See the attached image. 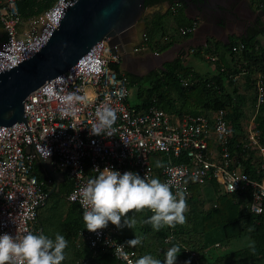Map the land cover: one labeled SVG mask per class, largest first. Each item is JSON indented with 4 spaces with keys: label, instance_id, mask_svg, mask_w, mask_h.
Returning <instances> with one entry per match:
<instances>
[{
    "label": "built area",
    "instance_id": "obj_1",
    "mask_svg": "<svg viewBox=\"0 0 264 264\" xmlns=\"http://www.w3.org/2000/svg\"><path fill=\"white\" fill-rule=\"evenodd\" d=\"M19 1L0 0V28L5 36L0 39V71L28 58L49 39L70 0H56L27 20L21 17ZM197 25L193 20L180 27L178 33L187 37ZM262 42L264 45V39ZM147 47L145 40L139 49ZM244 48V44H239L232 50L241 52ZM195 51L192 48L190 53ZM203 53L211 62L218 60L216 55ZM121 63V54L113 53L106 40L100 41L65 72V81L54 92L44 90L42 84L26 97L24 110L29 129L6 127V133L0 135V231L39 232L35 224L39 209L48 199L45 189L53 179H39L35 169L38 153L52 157L55 169L67 175L72 182L67 200L78 203L83 213L81 189L97 174V165L101 169L106 165L121 171L131 169L141 176L169 181L174 192L186 193L187 202L191 198V184L203 187L214 180L222 192H250V211L264 213V143L256 113L243 124L245 148L255 155L251 163L258 177H252L242 162L231 155L233 132L226 110L199 114L168 112L158 106L137 110L129 103L130 84L120 70ZM237 79L235 76L234 80ZM182 83L188 86L189 80ZM256 90L258 108L264 103L263 72L257 75ZM72 92L85 95L87 102H76L74 113L65 114V97ZM105 102L117 109V120L105 135L92 134L90 128L98 119L96 109ZM29 146L32 150L28 153ZM157 155L164 157L159 175L154 166ZM118 233L111 222L96 231L87 229L85 223L76 244L91 248L94 253L108 250L115 260L106 264H136L144 254L120 241ZM171 239L169 235L166 241Z\"/></svg>",
    "mask_w": 264,
    "mask_h": 264
},
{
    "label": "trees",
    "instance_id": "obj_2",
    "mask_svg": "<svg viewBox=\"0 0 264 264\" xmlns=\"http://www.w3.org/2000/svg\"><path fill=\"white\" fill-rule=\"evenodd\" d=\"M56 0H20L19 10L22 19L27 20L35 15L41 14L51 7ZM162 0H146V7L159 3ZM255 7L264 11V0H252ZM163 15H155L147 20L146 43L151 48L156 36L161 32L166 34V23ZM178 27L190 24L192 21L185 17H177ZM192 34L188 35L190 37ZM5 36L3 35L2 38ZM172 37V35H170ZM264 27L254 29L248 36L234 38L230 43L223 44L222 49H214V46L198 47L194 55L207 60L204 57V50L210 52L215 50L224 62L217 66V73L209 78H202L196 74L190 65L185 64L184 58H177L165 64V69H157L146 76H137L125 73L128 78L130 88H137V97L140 102L135 106L137 110H144L150 106H158L168 112H188L192 114L208 113L213 110L224 109L226 117L231 124L233 138L230 141L231 155L242 162L244 169L252 177H256L255 168L251 163L254 152L245 148L244 127L242 123L243 112L241 110L242 98L237 100L239 82L250 84L256 88V76L264 73ZM174 41L162 46L161 51L166 50ZM244 44L245 48L241 52H234L233 46ZM154 50L153 48H151ZM157 51V50H156ZM158 52V51H157ZM205 52V53H207ZM229 56L235 65H230L226 57ZM228 62V63H227ZM238 76L239 79L234 80ZM182 78L189 80V85L184 86ZM243 81V82H242ZM228 86H234L232 92L228 91ZM244 87V86H243ZM176 94L181 99L178 106L177 100L172 95ZM242 95V94H241ZM257 103V102H256ZM255 120L262 131V142L264 143V103L255 109ZM154 166L157 174H160L161 163L164 160L162 155H157ZM176 161V160H175ZM36 173L40 180L50 178L38 161L35 163ZM258 177V175H257ZM205 188H211L218 196L216 203L209 208H202L198 212L192 208L197 200H204ZM49 192V187L46 189ZM71 191V190H70ZM191 198L187 205L191 206L185 213L186 221L174 226L165 225L160 230H154L151 224L144 223L142 242L135 247L139 248L143 254L151 253L153 256L163 259L165 250L173 243H180L182 249L178 255H182V260L191 257V264H247L254 262L264 264V213L256 214L250 211L247 205L250 201V192L220 193L217 183L212 180L201 187L199 184L190 185ZM70 203V211L65 224H61L62 234L69 241L65 249V259L61 264H65L66 258L70 257L72 264H106L115 259L108 250L95 252L88 247H78L76 244L78 233L84 228L83 211L76 202ZM135 215L136 222H142L152 211L148 208L136 212L129 210ZM39 232L43 231V225L35 224ZM172 235L170 242L166 239ZM118 239L123 242L134 237V234L126 235L125 232L117 234ZM219 244V245H217ZM231 245V246H229ZM132 246V245H131ZM228 246V247H226ZM222 248V249H221ZM197 253L194 256L192 253ZM75 260V261H74ZM67 264V263H66Z\"/></svg>",
    "mask_w": 264,
    "mask_h": 264
},
{
    "label": "water",
    "instance_id": "obj_3",
    "mask_svg": "<svg viewBox=\"0 0 264 264\" xmlns=\"http://www.w3.org/2000/svg\"><path fill=\"white\" fill-rule=\"evenodd\" d=\"M217 8L223 11V7ZM146 9V0H70L63 7L65 14L59 18L60 23L49 39L28 58L0 71V135L6 133V127L29 129L24 110L26 97L42 84H45L44 90L54 92L55 87L65 81V72L95 49L100 41L106 40L113 53L121 54L120 70L124 73L144 76L152 70L165 69L168 62L165 55L167 52L172 54V48L149 53L152 60L148 69L147 57L136 53L138 38L142 40L146 34V21L143 20ZM224 9L229 11L230 7ZM259 12L264 20V11ZM205 29L196 28L188 47L195 46V38L199 37L204 39L203 45H207ZM0 30L1 37L4 29ZM31 150L30 146L26 148L28 153ZM38 155V163L50 177L57 179L64 175L56 171L52 157Z\"/></svg>",
    "mask_w": 264,
    "mask_h": 264
},
{
    "label": "clouds",
    "instance_id": "obj_4",
    "mask_svg": "<svg viewBox=\"0 0 264 264\" xmlns=\"http://www.w3.org/2000/svg\"><path fill=\"white\" fill-rule=\"evenodd\" d=\"M76 102H87V97L69 93L65 97L68 107L62 112L74 113L73 105ZM96 117L98 119L90 128L91 133L105 135L117 120V109L105 102L102 107H97ZM94 168L97 174L88 179L80 194L87 229L96 231L107 227L109 222L118 228L133 227L136 223L134 215L127 213L129 210L139 212L145 207L152 211V215L143 223L151 224L156 230L186 221V193L174 192L171 182L159 177L141 176L131 169L121 171L110 165L102 169L98 165ZM141 242L142 238L135 235L126 243L135 246ZM68 243L62 233H56L53 238L43 231L28 230L15 234L0 231V264H61ZM182 249L187 248L173 243L165 250L163 259L145 253L136 260V264H176ZM183 264H191V257L186 258Z\"/></svg>",
    "mask_w": 264,
    "mask_h": 264
},
{
    "label": "flooded vegetation",
    "instance_id": "obj_5",
    "mask_svg": "<svg viewBox=\"0 0 264 264\" xmlns=\"http://www.w3.org/2000/svg\"><path fill=\"white\" fill-rule=\"evenodd\" d=\"M164 3L170 6V11H172L174 15L181 18L185 17L188 20L195 19L198 23V29L206 28L205 32L208 38L206 46H214L218 43L216 42L217 39H221V42H223L224 40L230 41L234 36L245 37L248 36L252 30L262 29L264 27V20L259 12L260 9L255 7V3H253L252 0H162L159 3L147 6L146 13L143 17V20L146 21V34L142 40L140 37L138 38V45L135 48L137 54L147 57L146 69L150 67V61L152 59L148 54L152 51H150L149 47L143 50L139 48L145 43L147 38V20L154 16L151 12H147V10L150 7ZM217 6L223 7V11H220ZM225 7H230L229 11H226L227 9H224ZM140 32L141 31H139V34ZM228 36H230V38H228ZM190 37L181 36L179 38L180 40L186 41ZM200 39L204 40L203 38ZM174 46H176V44H172L167 49H171ZM185 46L187 47L188 44ZM165 57L169 62L177 58H183V55L178 57L173 53L167 52ZM155 70L148 72L146 75Z\"/></svg>",
    "mask_w": 264,
    "mask_h": 264
},
{
    "label": "rangeland",
    "instance_id": "obj_6",
    "mask_svg": "<svg viewBox=\"0 0 264 264\" xmlns=\"http://www.w3.org/2000/svg\"><path fill=\"white\" fill-rule=\"evenodd\" d=\"M153 8L150 7L148 8L147 12H150ZM166 21H167V27L168 29H170V26L168 25V23L170 24L171 22V17L170 16H166ZM171 31V30H170ZM179 35L178 30L175 32V36ZM174 40V38H171L169 35L167 36H162L161 32L158 33V35L156 36L155 42H153L152 47L154 50H152L150 48V50L152 51H158L161 52V47L162 46H166L168 45V43L170 41ZM190 64H203V65H208V63L202 59V58H198L196 55H194V53H191L190 55ZM257 78V76H256ZM239 82L238 84H236V87H238V93L240 95H234L235 97H237V100L240 99V97L242 98V102H241V110L243 112V118H242V123H246V121L250 120L254 114H255V109H256V102H257V90L256 88H254L252 85L250 84H244ZM244 86V87H243ZM228 91L232 92L234 89V86H228L227 87ZM130 95H129V103L132 106L137 105L140 100L137 97V88L135 87H131L130 88ZM242 94V95H241ZM220 193H223L222 191H220ZM217 193L213 190H211V188H205V193H204V200H197L196 202H194L192 205V208H194L195 211H199L202 208H209L211 207L213 204L216 203V199L218 198V196L216 195ZM66 202L62 197H52L49 202L41 207L43 208L41 211V221L43 224V232L49 236H52L54 238L56 233H62V228H61V222L59 219H57V217L55 216V213L53 211L52 208H64ZM191 206L189 205L187 210L190 208ZM147 208V207H146ZM47 212H51L52 217H48L46 219V214ZM50 215V216H51ZM127 215H132L130 212L127 213ZM135 218V215H134ZM123 220V217H122ZM136 220V219H135ZM61 223V224H60ZM143 228H144V223L141 220H138L133 227H128L125 226L123 228H118V232H125L126 235H130V234H134L138 235L142 238V234H143ZM155 230V229H154ZM231 246V245H229ZM228 247V246H226ZM222 249V248H221ZM164 257V256H163ZM177 260H182V255H178V259ZM75 261V260H74ZM72 264V260L70 259V257L66 258L65 260V264ZM80 264H86L85 262H80ZM177 264H181L180 262ZM183 264V263H182ZM247 264H257L254 262H249Z\"/></svg>",
    "mask_w": 264,
    "mask_h": 264
},
{
    "label": "crops",
    "instance_id": "obj_7",
    "mask_svg": "<svg viewBox=\"0 0 264 264\" xmlns=\"http://www.w3.org/2000/svg\"><path fill=\"white\" fill-rule=\"evenodd\" d=\"M153 9L150 11L151 12V14L152 15H163V16H170L171 17V22H170V24L168 23V25L170 26V29H168V27H167V21H166V18L164 17V21H165V23H166V27H167V30H166V34L167 35H172V37L171 38H174V42L172 43V44H176V46H174V47H172L173 49H174V51H173V53L175 54V56H181V55H183V58H184V60L186 61L185 62V64H187V65H190V67H192V69H193V71L196 73V74H198V75H200V76H202V78L204 77V78H209V77H212V76H214L216 73H217V66L221 63V64H223L224 65V62H222V60L220 61V57L217 55V53L215 52V50H212V51H210V52H207V51H205L204 50V52H207V53H209V54H212V55H216L217 57H218V60L216 61V62H211L210 60H205L207 63H208V65H203V64H197V63H195V64H190V55H191V53L190 54H188V50H190L191 48H198V47H206V45H203V40H201L200 39V37L199 38H195V39H197V41H196V45L195 46H185V45H187V43L188 42H190V41H192L193 39H192V37H193V34H192V36L188 39V40H180V38L179 37H181L180 35H177V36H175V32L177 31V30H179L180 29V27H178L177 25H176V21H177V17L178 16H176V15H174L173 13H172V11H170V6L167 4V3H164V4H160V5H158V6H154V7H152ZM191 21H193V20H191ZM184 26V25H183ZM182 27V26H181ZM171 30V31H170ZM0 33H1V30H0ZM3 36V35H2ZM2 36L0 37V39H2ZM228 38H230V36H228ZM234 38H239V39H241L242 37H240V36H234V37H232L231 39H230V41H228V40H224L223 42H221V39L220 40H218L217 39V41L216 42H218V43H216L215 45H214V49H218L217 51L218 52H220L221 51V49H222V45L223 44H228V43H230ZM197 44H199V45H197ZM190 48V49H189ZM150 51H152V50H150ZM226 59L228 60V62L230 63V65H235V62H232L231 61V58L229 57V56H227L226 57ZM227 62V63H228ZM203 78V79H204ZM184 79H186V78H182V81L184 80ZM186 80H188V79H186ZM243 82V81H242ZM172 95L175 97V99L177 100V105L179 106L180 104H181V99L180 98H178L177 96H176V94H174V93H172ZM140 100V99H139ZM132 106V105H131ZM136 106V105H135ZM134 107V106H133ZM43 167V166H42ZM43 171H45V173L48 175V176H50V174H49V172L45 169V168H43ZM57 171V170H56ZM50 178H52L53 179V182H52V184H50L48 187H49V192H48V199H47V202H46V204L49 202V200L52 198V197H62L64 200H65V202H66V204H65V206H64V208H61V209H59V208H52L53 209V211H54V213H55V216L57 217V219H59L60 220V222L61 223H63V224H65V222L67 221V218H68V215H69V211H70V203H69V201L67 200V194L70 192V190H71V188H72V182L70 181V179L67 177V175L66 174H64L63 176L62 175H59L58 176V178L56 179H54L53 177H50ZM45 204V205H46ZM45 205H43V206H45ZM42 206V207H43ZM42 209L43 208H40L39 209V214H38V220H37V222H38V224H40V225H43L42 224V221H41V219H43V218H41V211H42ZM51 215V212L49 213V212H47V214H46V219L48 218V217H52V215ZM60 223V224H61ZM42 230H44V228L42 229Z\"/></svg>",
    "mask_w": 264,
    "mask_h": 264
}]
</instances>
